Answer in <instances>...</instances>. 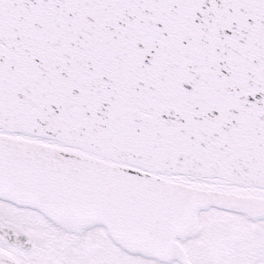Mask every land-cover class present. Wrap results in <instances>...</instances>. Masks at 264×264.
<instances>
[{
    "label": "snow or ice",
    "instance_id": "snow-or-ice-1",
    "mask_svg": "<svg viewBox=\"0 0 264 264\" xmlns=\"http://www.w3.org/2000/svg\"><path fill=\"white\" fill-rule=\"evenodd\" d=\"M0 264H264V0H0Z\"/></svg>",
    "mask_w": 264,
    "mask_h": 264
}]
</instances>
